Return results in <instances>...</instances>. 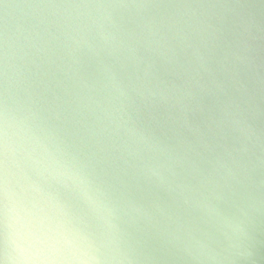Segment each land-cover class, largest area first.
Returning <instances> with one entry per match:
<instances>
[{"label":"clouds","instance_id":"obj_1","mask_svg":"<svg viewBox=\"0 0 264 264\" xmlns=\"http://www.w3.org/2000/svg\"><path fill=\"white\" fill-rule=\"evenodd\" d=\"M0 264H264V0H0Z\"/></svg>","mask_w":264,"mask_h":264}]
</instances>
